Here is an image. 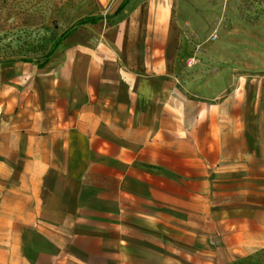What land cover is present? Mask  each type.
Here are the masks:
<instances>
[{
  "label": "crops",
  "instance_id": "0c3cea01",
  "mask_svg": "<svg viewBox=\"0 0 264 264\" xmlns=\"http://www.w3.org/2000/svg\"><path fill=\"white\" fill-rule=\"evenodd\" d=\"M110 1L0 60V264L255 260L264 70L184 65L171 0Z\"/></svg>",
  "mask_w": 264,
  "mask_h": 264
},
{
  "label": "rangeland",
  "instance_id": "374dc122",
  "mask_svg": "<svg viewBox=\"0 0 264 264\" xmlns=\"http://www.w3.org/2000/svg\"><path fill=\"white\" fill-rule=\"evenodd\" d=\"M171 1L184 65L210 55L217 68L264 70V0ZM110 3L0 0V60H45L75 25L96 20ZM245 264H264V253Z\"/></svg>",
  "mask_w": 264,
  "mask_h": 264
}]
</instances>
